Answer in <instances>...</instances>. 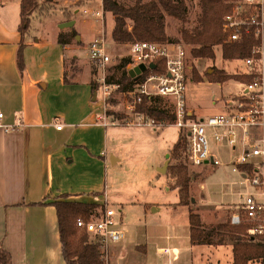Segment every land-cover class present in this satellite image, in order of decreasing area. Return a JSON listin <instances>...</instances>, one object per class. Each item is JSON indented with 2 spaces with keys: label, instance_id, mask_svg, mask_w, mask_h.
<instances>
[{
  "label": "crops",
  "instance_id": "obj_1",
  "mask_svg": "<svg viewBox=\"0 0 264 264\" xmlns=\"http://www.w3.org/2000/svg\"><path fill=\"white\" fill-rule=\"evenodd\" d=\"M45 22H38V36L29 29L22 34L20 1L0 0V248L10 254V264H66L52 202L102 205L110 194L107 167L120 158L110 125L98 120L102 106L94 99L87 66L82 78L63 79L66 59H81L76 48L91 30L76 27L75 20L81 42L73 43L72 30ZM60 34L66 43L58 41ZM21 41L22 73L16 66ZM240 205L230 207L231 214ZM187 234L190 244L189 226ZM169 239L178 251L181 236Z\"/></svg>",
  "mask_w": 264,
  "mask_h": 264
},
{
  "label": "rangeland",
  "instance_id": "obj_2",
  "mask_svg": "<svg viewBox=\"0 0 264 264\" xmlns=\"http://www.w3.org/2000/svg\"><path fill=\"white\" fill-rule=\"evenodd\" d=\"M117 1L131 4L135 0ZM38 2V6L34 8L36 11L29 15L32 18L29 35L38 36L37 29L40 28L37 26L38 22L54 21L58 24L65 22L67 14L71 15L70 20H76V27L80 28L83 25L91 30V34H83L81 42L80 34L74 24L59 26L62 32L68 30L74 32L71 42H81L78 43L80 46L76 48V54L81 59H66V78L70 81L76 80L87 73V78L94 79L98 84L97 89H99L100 83L97 81V77L100 75L99 68L89 59L87 46L89 41L96 37V31L98 32L101 23L95 20L90 12L82 11L84 8L91 9L98 6V1L55 0L48 1V4L45 1ZM185 2L188 7V17L185 22L166 16L165 31L170 38H180L182 28L189 29L199 25L201 12L199 0H185ZM74 9H77V14ZM128 24L133 25L132 22H128ZM103 25L107 38L106 48L112 57L111 63L115 60L118 62L121 57L126 56L128 46L126 43L123 46L111 40L113 16L110 12L105 11ZM44 33L47 36V31ZM28 34L26 38L29 37ZM186 46L188 50L187 63L190 66L186 88L187 97L197 105L196 110L202 116L222 112L225 100L243 89V83L238 80L239 77L236 75L242 70L241 60L223 59L219 45L215 47L214 60L193 58L189 51L190 45ZM84 65L87 66L86 73L82 72ZM111 66L113 65L109 63V66L106 67V77L111 73L109 72ZM93 67L95 75L91 74ZM193 69L197 70L200 78L193 79ZM214 69H223L231 78L225 81H209L207 73H214ZM111 96L118 100L117 94L114 93ZM146 104L148 105V100ZM153 104L159 106V104L162 105V102L155 101ZM107 107L114 111L122 112L123 110L121 102L114 105L107 104ZM134 114L124 113L120 124L110 125L108 128L113 132L111 136H115L114 150L119 155L116 156L120 158L107 167L108 186L106 190L111 195H105L108 206L115 211V218L117 222H120L123 230L121 240L111 248L110 264H168L167 255L161 251V248L166 245L174 246V243L171 242L172 239H169L174 233L181 236V243H178V259L173 264H233L231 243L220 246H191L188 243V208L198 213L205 225L225 222L231 216L230 207L238 206L246 196L254 193L250 182L238 172L232 171L231 165L226 163L219 166H193L185 157L177 159L171 156L169 153L180 134L179 129L172 125L159 127L126 124L125 120L133 118ZM209 139H211L210 136ZM167 153L169 154L168 164L165 171H162L160 168L164 165ZM224 156L221 157V160ZM183 162L190 175L188 205L177 204L178 189L171 187L174 178L169 165ZM156 208L158 210H154ZM239 236L248 239L244 234ZM259 262L260 260H256L248 264H260Z\"/></svg>",
  "mask_w": 264,
  "mask_h": 264
},
{
  "label": "built area",
  "instance_id": "obj_3",
  "mask_svg": "<svg viewBox=\"0 0 264 264\" xmlns=\"http://www.w3.org/2000/svg\"><path fill=\"white\" fill-rule=\"evenodd\" d=\"M97 1L98 6L82 11L90 12L101 23L87 49L89 59L100 72L97 77L99 89L94 93V99L99 100L102 106L98 120L103 126L120 124L122 119L111 117L114 115L106 111L109 99L115 93L118 100L113 98L117 100L116 104L121 102L123 114L135 113L133 118L125 120L126 124L175 126L179 129V135L186 139V156L191 165L219 166L226 163L231 165L232 171L245 177L254 193L245 197L237 212L231 214L230 221L249 224L245 236L262 244L263 256L259 263L264 264V0L228 1L231 8L221 21L225 43H245L248 47L247 55L236 58L242 62V70L236 75L242 81L243 89L225 100L222 112L207 116L198 114L197 105L187 97L190 66L187 63V46L181 41L134 40L126 43L128 68L141 63L145 69L126 88L121 89L119 84L107 82L106 67L109 63L113 65L117 62L111 63L112 57L106 48L103 25L105 10L103 0ZM131 25L128 24L129 27ZM151 63L155 64L153 68L150 67ZM144 96L148 98L149 106L164 110L173 119L158 121L138 111L136 108ZM155 101H161L162 105L153 104ZM2 117L3 113L0 112ZM1 125L7 130V126ZM56 127L60 128L61 124H56ZM115 214L104 200L87 221L76 219V225L86 231L89 241L97 244L100 264H110L111 248L123 236ZM161 251L167 255L168 264L178 259L175 246L166 245Z\"/></svg>",
  "mask_w": 264,
  "mask_h": 264
},
{
  "label": "trees",
  "instance_id": "obj_4",
  "mask_svg": "<svg viewBox=\"0 0 264 264\" xmlns=\"http://www.w3.org/2000/svg\"><path fill=\"white\" fill-rule=\"evenodd\" d=\"M20 1V30L26 34L30 28L31 17L38 6L37 0ZM229 0H199L201 12L199 25L192 28H182L180 38H170L165 31L166 16H171L185 22L188 17V7L185 0H135L131 4H123L117 0H103V8L113 16L111 29V40L116 44H125L134 40H147L163 42L168 40L181 41L190 45V54L193 58L215 59V47L221 46L223 59L241 58L247 55L245 43H225V33L221 29L222 17L227 13L231 4ZM48 4V1L45 0ZM71 15L65 16V21L70 20ZM128 22H132L131 27ZM23 36V35H22ZM64 35L58 36V41L66 43ZM23 42L21 41L16 51V66L20 73L24 70V59L22 54ZM129 58L123 56L109 68L107 82L119 84L120 88H126L133 82L129 75L127 64ZM158 68V67H157ZM160 69V68H159ZM214 73H207L211 82L225 81L231 76L223 69H214ZM119 73V74H118ZM91 74L95 75V68H91ZM115 74V77H114ZM118 75V76H117ZM193 79L200 76L196 69L192 71ZM64 82H70L63 76ZM90 87L95 93L98 84L94 79L89 80ZM147 97L144 96L142 103L138 104V111H145L150 117L158 121L173 119L164 110L155 106L147 105ZM111 105L117 103L112 97L109 99ZM107 113L118 118H124L120 111H114L107 107ZM187 143L184 136H178L173 143L170 155L179 159H185ZM173 174L174 182L171 187L178 189V205H188L190 175L187 166L183 163L169 165ZM56 208L58 233L61 242L62 254L66 264H100L98 259V246L89 241V237L83 228L76 225V219L88 220L91 214L100 206L97 203H84L79 201L57 200L52 202ZM189 242L191 245H222L231 243L233 264H248L251 261L261 260L263 246L260 242L239 235L246 233L250 227L246 222L232 223L230 218L225 222L210 223L205 225L200 215L188 208ZM10 254L0 248V264H10Z\"/></svg>",
  "mask_w": 264,
  "mask_h": 264
},
{
  "label": "water",
  "instance_id": "obj_5",
  "mask_svg": "<svg viewBox=\"0 0 264 264\" xmlns=\"http://www.w3.org/2000/svg\"><path fill=\"white\" fill-rule=\"evenodd\" d=\"M73 23H74V20H68V21H65V22H61V23L59 24V26H60V27H62V26H71V25H73ZM154 66H155L154 63H151V64H150V67L153 68ZM144 69H145L144 64H141V63H140V64H137V65L133 66L132 68H130V69L128 70V72H129V75L133 78V80H135V79L138 78L139 73H140L141 71H143ZM168 156H169V154H166V161H165L163 167L160 168V170H162V171H165V169H166V166H167V164H168Z\"/></svg>",
  "mask_w": 264,
  "mask_h": 264
}]
</instances>
